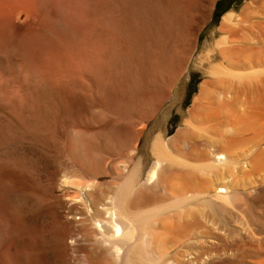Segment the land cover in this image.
<instances>
[{
  "label": "bare ground",
  "instance_id": "obj_1",
  "mask_svg": "<svg viewBox=\"0 0 264 264\" xmlns=\"http://www.w3.org/2000/svg\"><path fill=\"white\" fill-rule=\"evenodd\" d=\"M172 4L0 0V264H42L22 218L56 194L57 264H264V0L222 17L174 136L194 28Z\"/></svg>",
  "mask_w": 264,
  "mask_h": 264
},
{
  "label": "rangeland",
  "instance_id": "obj_2",
  "mask_svg": "<svg viewBox=\"0 0 264 264\" xmlns=\"http://www.w3.org/2000/svg\"><path fill=\"white\" fill-rule=\"evenodd\" d=\"M197 1L198 0H190V1L189 0H172V2H173L172 5L174 6L173 7L174 9L179 7L180 10H181V7L185 8V9H187V7H189L187 9L188 12L186 14V21L194 29L192 31V35H191V39H190V40H192V43H193L192 54L190 55V58L192 57V60H193L192 61L193 63L191 64V76H190V79L187 80L186 84L184 86H182V87L180 86V89H179V91L183 92V98L181 100H178L175 104H173V106L171 108L172 111H170V115L169 116H165L166 113H163L164 116L162 115L163 118H166V120L168 121V129L170 131L169 133H170L171 136H174L176 134V132L178 131L179 127H181V125L183 124L184 117L187 114V112L189 111V109L192 107L194 99H195L196 95L199 92V86L205 79V74H204L203 70H201L198 67H196V64L194 63V60H196V58L199 56V54L203 50L206 49V44H208L209 42L212 41V34H215V37L219 38V34H218L217 30H218V28L221 25L222 17L225 14H227L228 12H230V11H234L236 13H241V11L243 10V8L246 6V4L248 2V0H218L215 3L214 9H213L214 11H212V17H213L212 20H210L208 23H205V21H204V19L202 17V8H200L201 10L199 9L197 11H194L193 9H191L192 6L197 5V3H198ZM170 2H171V0H170ZM203 10L205 11V9H203ZM230 80H228V82ZM232 81L233 80H231V82H230L231 86L234 84V83H232ZM233 82H235V81H233ZM235 84H236L235 87H237V85L240 86L239 88L237 87V90L241 89V86L244 85V83L243 84H240V83L238 84L237 81L235 82ZM235 87H234V89L236 90ZM243 87L244 86H242V88ZM216 99L218 101L219 97H216ZM240 110H242V109H239V111ZM231 115H232V113H231ZM159 120L160 119H158L157 122H159ZM156 125H157V123L154 124V126H156ZM249 134H250V132H249ZM263 139L261 140L262 141L261 143H263V141H264ZM262 145H261V147L263 149L264 145L263 146ZM210 146H212V148ZM218 148H220V146ZM212 150H214V151H212ZM202 151L215 152V151H218V149H217L216 146L214 147L213 145H211L210 143L206 142L205 140H202ZM112 160H115V158H113ZM42 163L44 165H47L46 161H43ZM237 168L239 169V166H237ZM238 169L236 170L235 173H238L240 171ZM202 173H205V172H202ZM207 173L208 172L206 171V175L202 174V176H204V177H202V180H206V178L208 180V178H210L209 176H207V175H209ZM224 176L226 177L227 175L225 174ZM225 177L221 176L219 178H220V180H222ZM226 179L228 180V177L225 178V180ZM241 187H243V186H241ZM262 187H264V184H262L260 186V189H262L264 191V188H262ZM0 190H1L0 191V197H1L3 195V192L5 194L6 190L4 188H2L1 186H0ZM59 196L60 195L56 194L53 197H48L45 200V202L42 205H40L39 207L33 205L34 209H33V206H32V208L30 210L31 213L30 212H28V214L25 213L24 214L25 216L23 215V218H22L23 225H25L24 228H25L26 231H28L26 233V235H25V238L26 237L27 238L23 239L24 243H26V244H30L31 243L32 244V241L30 242V240L28 238V233L31 234V235L32 234L37 235V238L40 241H42V242H44V241L47 242V243L44 242L45 243L44 247H40L39 244L37 243V245H36L37 248H35V250L33 248V251H32V258L34 260H38L42 264H48V263L49 264H57L56 258H55L56 257L55 251H54L53 247H51V245H50V238L58 230L54 218H55L56 215H58L60 213V210H61V201L59 199ZM263 197H264V194L260 197L261 199L259 197L255 198L256 199V204L254 205V207H256V208H254V210H256V212L258 211V213H262L264 211V207H263L264 206V199H263ZM260 203L263 206L259 205ZM260 206H261V210L262 211L260 210ZM37 210H39V211H37ZM40 215H42V216H40ZM27 216H29L32 219H30ZM50 218H51V220H50ZM24 219H26V220L24 221ZM45 223L46 224L50 223V224H49V226H46ZM44 227H45V229L43 230ZM46 227L49 230L50 229L51 230L49 231ZM235 228L236 227H234V229ZM217 233L221 237H224V239L222 238V240L220 239L219 241H215V240L211 241V240L208 239V237H210L209 234H208L207 240H209V241H207V242L211 241V243H213L214 245H217L220 248H222V247H224L226 245H235L239 241V239H240V241L242 240L241 239V236H242L241 234L235 235V236H233L234 237L233 238L231 235L229 236L228 234H226V232H223L222 230L217 231ZM46 234H47V236H46ZM224 234H226V235H224ZM235 239H236V241H235ZM224 240H225L226 245H223V244H225ZM40 241H38V242H40ZM205 245L209 247V245L207 243H205V244L203 243L202 244V254H204L205 257L206 256L208 257L212 253H213L212 255H216L217 251H218V254H220V252H222V250L220 248H217L216 249L217 251H215V252H211V251L209 252L207 250L208 247L206 248ZM45 248H46V250H45ZM221 254H224V253L222 252Z\"/></svg>",
  "mask_w": 264,
  "mask_h": 264
}]
</instances>
